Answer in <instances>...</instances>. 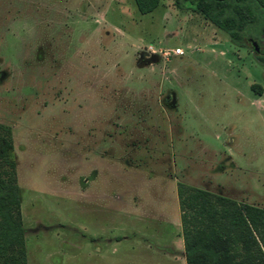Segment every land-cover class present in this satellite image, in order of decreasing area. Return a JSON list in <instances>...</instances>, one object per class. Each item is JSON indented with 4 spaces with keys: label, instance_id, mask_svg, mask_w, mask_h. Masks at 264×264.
<instances>
[{
    "label": "rangeland",
    "instance_id": "rangeland-1",
    "mask_svg": "<svg viewBox=\"0 0 264 264\" xmlns=\"http://www.w3.org/2000/svg\"><path fill=\"white\" fill-rule=\"evenodd\" d=\"M0 122L27 264H185L178 180L264 206V62L173 0H0Z\"/></svg>",
    "mask_w": 264,
    "mask_h": 264
},
{
    "label": "trees",
    "instance_id": "trees-1",
    "mask_svg": "<svg viewBox=\"0 0 264 264\" xmlns=\"http://www.w3.org/2000/svg\"><path fill=\"white\" fill-rule=\"evenodd\" d=\"M138 12L159 0H133ZM264 0H173L190 7L236 45L264 35ZM264 62V54L257 56ZM257 94L259 84H250ZM10 126L0 122V264H27L20 195ZM180 235L185 264H264V206L238 201L176 181Z\"/></svg>",
    "mask_w": 264,
    "mask_h": 264
},
{
    "label": "flooded vegetation",
    "instance_id": "flooded-vegetation-1",
    "mask_svg": "<svg viewBox=\"0 0 264 264\" xmlns=\"http://www.w3.org/2000/svg\"><path fill=\"white\" fill-rule=\"evenodd\" d=\"M258 1V0H257ZM260 6L264 8V4L262 2H259ZM258 40L252 38V37H247L246 38V44H249L250 47L252 48L253 52L256 54V57L258 55L264 54V35L261 34V37L259 41H261L262 45L257 42ZM253 42H255L256 46L254 47ZM258 58V57H257ZM259 59V58H258ZM260 60V59H259Z\"/></svg>",
    "mask_w": 264,
    "mask_h": 264
},
{
    "label": "built area",
    "instance_id": "built-area-1",
    "mask_svg": "<svg viewBox=\"0 0 264 264\" xmlns=\"http://www.w3.org/2000/svg\"><path fill=\"white\" fill-rule=\"evenodd\" d=\"M160 54L164 57H167L169 54L171 53H177V54H180L183 52L182 48H180L179 46H176V47H173V48H170V49H160L159 50Z\"/></svg>",
    "mask_w": 264,
    "mask_h": 264
},
{
    "label": "water",
    "instance_id": "water-1",
    "mask_svg": "<svg viewBox=\"0 0 264 264\" xmlns=\"http://www.w3.org/2000/svg\"><path fill=\"white\" fill-rule=\"evenodd\" d=\"M254 47L256 46L255 42H253Z\"/></svg>",
    "mask_w": 264,
    "mask_h": 264
},
{
    "label": "crops",
    "instance_id": "crops-1",
    "mask_svg": "<svg viewBox=\"0 0 264 264\" xmlns=\"http://www.w3.org/2000/svg\"><path fill=\"white\" fill-rule=\"evenodd\" d=\"M181 242H182V240H181ZM183 249V248H182ZM183 257H184V253H183ZM184 263H185V261H184Z\"/></svg>",
    "mask_w": 264,
    "mask_h": 264
}]
</instances>
